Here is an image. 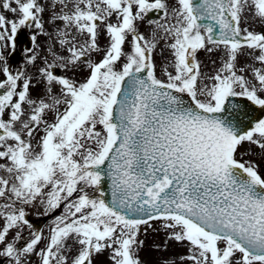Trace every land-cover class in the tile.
Instances as JSON below:
<instances>
[{
  "label": "snow or ice",
  "instance_id": "6c2138e0",
  "mask_svg": "<svg viewBox=\"0 0 264 264\" xmlns=\"http://www.w3.org/2000/svg\"><path fill=\"white\" fill-rule=\"evenodd\" d=\"M0 264H264V0H0Z\"/></svg>",
  "mask_w": 264,
  "mask_h": 264
},
{
  "label": "rangeland",
  "instance_id": "374dc122",
  "mask_svg": "<svg viewBox=\"0 0 264 264\" xmlns=\"http://www.w3.org/2000/svg\"><path fill=\"white\" fill-rule=\"evenodd\" d=\"M17 51L19 52V49H18ZM29 219H30L33 223H35V222H37V221H41V222H42L41 227H42V226L46 223V221H47V218H44V217L37 218V217H35V216H31V215L29 216ZM159 239H160V234L149 233V235H148V237H147V239H146V241H145V244H146V251H148V246L151 245V243H152L153 240H159ZM157 255H158L157 253H155V252H151V257H152L153 259H155Z\"/></svg>",
  "mask_w": 264,
  "mask_h": 264
}]
</instances>
